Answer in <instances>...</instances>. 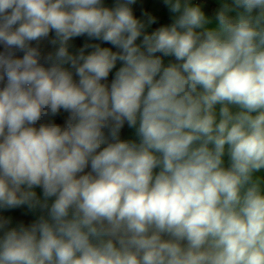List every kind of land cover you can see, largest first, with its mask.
I'll use <instances>...</instances> for the list:
<instances>
[{"label": "clouds", "instance_id": "obj_1", "mask_svg": "<svg viewBox=\"0 0 264 264\" xmlns=\"http://www.w3.org/2000/svg\"><path fill=\"white\" fill-rule=\"evenodd\" d=\"M160 3L0 0V264H264V0Z\"/></svg>", "mask_w": 264, "mask_h": 264}, {"label": "crops", "instance_id": "obj_2", "mask_svg": "<svg viewBox=\"0 0 264 264\" xmlns=\"http://www.w3.org/2000/svg\"><path fill=\"white\" fill-rule=\"evenodd\" d=\"M144 7L148 10L156 12L158 15H161L163 12L160 0H144ZM123 135L130 136L131 130L125 128L123 130Z\"/></svg>", "mask_w": 264, "mask_h": 264}, {"label": "rangeland", "instance_id": "obj_3", "mask_svg": "<svg viewBox=\"0 0 264 264\" xmlns=\"http://www.w3.org/2000/svg\"><path fill=\"white\" fill-rule=\"evenodd\" d=\"M82 41L77 40V44H80ZM12 215L18 217V218H26L21 216V210H13Z\"/></svg>", "mask_w": 264, "mask_h": 264}, {"label": "built area", "instance_id": "obj_4", "mask_svg": "<svg viewBox=\"0 0 264 264\" xmlns=\"http://www.w3.org/2000/svg\"><path fill=\"white\" fill-rule=\"evenodd\" d=\"M57 122H61V120L60 119H58V121Z\"/></svg>", "mask_w": 264, "mask_h": 264}, {"label": "trees", "instance_id": "obj_5", "mask_svg": "<svg viewBox=\"0 0 264 264\" xmlns=\"http://www.w3.org/2000/svg\"><path fill=\"white\" fill-rule=\"evenodd\" d=\"M62 122V121H61Z\"/></svg>", "mask_w": 264, "mask_h": 264}]
</instances>
